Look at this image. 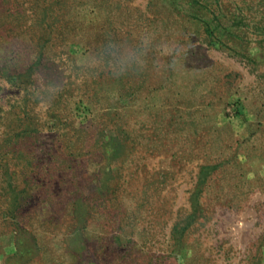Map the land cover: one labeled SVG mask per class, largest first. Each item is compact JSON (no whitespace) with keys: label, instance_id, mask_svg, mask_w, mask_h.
I'll return each mask as SVG.
<instances>
[{"label":"rangeland","instance_id":"rangeland-1","mask_svg":"<svg viewBox=\"0 0 264 264\" xmlns=\"http://www.w3.org/2000/svg\"><path fill=\"white\" fill-rule=\"evenodd\" d=\"M0 264H264V0H0Z\"/></svg>","mask_w":264,"mask_h":264}]
</instances>
